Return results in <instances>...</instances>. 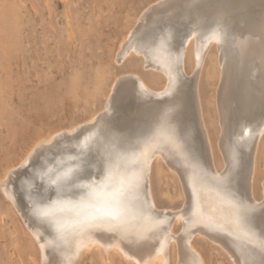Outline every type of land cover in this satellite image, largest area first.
<instances>
[{
	"label": "rangeland",
	"instance_id": "rangeland-1",
	"mask_svg": "<svg viewBox=\"0 0 264 264\" xmlns=\"http://www.w3.org/2000/svg\"><path fill=\"white\" fill-rule=\"evenodd\" d=\"M64 1L0 0V264H41L42 260L51 264H134L121 254H113L114 251L110 252L109 255H113L109 260L108 255L106 258V254H99L97 247L96 251L95 247L87 248L89 251L84 249L71 263L73 254L70 251L73 252L75 245L90 235L108 234L106 237L112 238L117 234L115 236L142 243H149L158 235L165 242L172 235L168 231L171 224L178 237L182 233L184 236L175 242L176 246L173 244L174 249L172 244L170 248L165 242L169 264H195L200 258H204L206 264H233L230 253L233 255L234 248L224 243L227 248L223 250L211 242L214 227L208 223L209 217L231 219L233 231L258 251L259 260L253 264H264V235L257 231L264 228V131L261 132L264 130V33L260 29L264 0H189L188 4L187 0ZM153 21L155 23L151 24ZM193 34L194 49L188 52L183 70V42ZM125 36L126 42L118 57L116 50ZM150 43L156 44L154 49ZM130 46L141 53L144 51V55L133 54L124 61L122 51ZM119 59L123 62L120 63ZM148 62L158 64L169 76L168 85L161 92L158 87L165 84V77L142 67ZM126 73L130 74V82ZM137 73L151 80L152 86L158 89L155 95L138 86ZM121 74L126 76L120 86H116V94L130 89V96L124 98L128 112L138 118L140 124L149 127L139 144H151L161 138L178 154L174 161L164 158L154 164L147 155L146 166V157L139 145L133 149L134 165L125 174L118 171L104 173L95 167L91 174L74 178V172L96 159L94 154L89 155L88 135L91 130L86 121L97 115L94 123L103 125L109 134L114 132L109 119L118 102L114 96L105 101V95L114 76ZM172 89L176 96L167 94L166 91L171 93ZM193 89L202 99L203 113ZM169 100L173 101L172 104ZM140 104L145 107L141 108ZM176 106L178 109L173 111ZM196 108L202 116L196 113ZM199 119H204L205 127ZM71 126H79L81 134L73 142L71 151L53 152L47 156L40 147L33 177L38 183L43 182L55 190H68L77 185L80 187L78 193L39 197L30 193V178L24 182L18 179L19 185L13 178L4 181L2 176L6 166L18 160L36 138L45 137L52 131L65 134L64 130ZM199 126H203L202 130ZM204 128L213 142V163L208 142L204 140L206 136L203 137L206 133L202 134ZM227 131L238 143L247 144L242 177L229 184L239 192L243 208L232 195L224 192V175L229 168L222 143ZM58 135L50 142L54 147L63 143ZM259 136L258 171L254 183L258 200L254 203L247 197L250 188L246 177ZM45 158H49V162L43 165ZM174 162L193 192L189 215L175 225L172 212L180 210L178 208L184 202L181 184L168 167ZM149 163L153 164L151 179L155 196V205L150 203V206L153 205L158 212L154 217L123 198L127 194L135 195L138 185L144 186ZM213 164H216L215 168ZM9 199L15 210L9 205ZM28 216L53 227L62 241L59 254H46L45 240L37 228L32 227ZM242 216L255 226L250 229L242 223ZM195 218L202 220L206 237L194 235L192 222ZM98 254L110 263H103Z\"/></svg>",
	"mask_w": 264,
	"mask_h": 264
},
{
	"label": "bare ground",
	"instance_id": "bare-ground-1",
	"mask_svg": "<svg viewBox=\"0 0 264 264\" xmlns=\"http://www.w3.org/2000/svg\"><path fill=\"white\" fill-rule=\"evenodd\" d=\"M64 1V0H63ZM185 1V0H184ZM193 1V0H192ZM217 1V0H216ZM231 1V0H230ZM245 1V0H243ZM249 1V0H248ZM254 1V0H253ZM183 2V0H182ZM219 2V1H218ZM65 3V1H64ZM153 3V2H152ZM189 3V0H187L186 4ZM253 3V2H251ZM183 4V3H181ZM181 4H178V5H181ZM202 4V3H201ZM162 5V4H161ZM206 5V4H205ZM170 6V5H169ZM175 6V5H174ZM174 6H172V8H174ZM190 6V5H189ZM179 7V6H177ZM185 7V6H184ZM188 7V6H186ZM203 7V6H202ZM209 7V6H208ZM212 7V6H211ZM172 8H169L172 9ZM207 8V7H206ZM181 9V7H180ZM213 9V8H212ZM146 10V9H145ZM207 10V9H206ZM217 10V9H216ZM223 10V9H222ZM175 11V9H174ZM180 11V10H179ZM209 11V10H208ZM215 11V10H214ZM142 12V11H141ZM171 12V11H169ZM173 12V11H172ZM207 12V11H206ZM148 13V12H147ZM175 13V12H174ZM173 13V14H174ZM179 13V12H178ZM196 13V12H195ZM212 13V12H211ZM215 13V12H213ZM171 14V13H170ZM193 14V13H191ZM216 14V13H215ZM250 14V13H249ZM252 15V14H251ZM139 16V15H138ZM143 16V15H142ZM173 16V15H172ZM178 16V15H177ZM209 16V14H208ZM214 16V15H213ZM146 17V16H145ZM211 17V16H210ZM141 18V17H140ZM139 18V19H140ZM144 18V17H143ZM138 19V20H139ZM152 19V18H151ZM165 19H168V18H165ZM137 20V21H138ZM144 20V19H143ZM136 21V22H137ZM140 21V20H139ZM138 21V22H139ZM158 21V19H157ZM137 22V25H139V23ZM141 22V21H140ZM160 22V21H158ZM155 23L154 21L151 23L153 24ZM143 24V23H142ZM145 24V23H144ZM136 26V25H135ZM150 27V25H148ZM152 26V25H151ZM147 27V28H149ZM137 28V27H136ZM139 28V27H138ZM137 28V29H138ZM152 28V27H151ZM140 29V28H139ZM144 29V28H143ZM146 29V28H145ZM150 29V28H149ZM195 29V28H194ZM134 29H132L133 31ZM193 30V29H192ZM136 31V30H135ZM139 33L140 31L137 30ZM149 30H147L148 32ZM131 32V31H130ZM134 32V31H133ZM143 32V31H142ZM163 32V31H162ZM193 32V31H192ZM141 33V32H140ZM139 33V34H140ZM151 33V32H149ZM158 33V32H157ZM128 35V33H127ZM126 35V36H127ZM133 35H136V34H133ZM142 35V34H141ZM148 35V34H147ZM157 35V34H156ZM126 36L122 38V41H121V44L119 45L120 47L117 48V56L120 54V51L123 49V44L126 42ZM128 37V36H127ZM138 37V36H136ZM215 37V36H214ZM135 38V37H134ZM132 37V39H134ZM145 38V37H144ZM154 38V37H153ZM217 38V36H216ZM128 40V39H127ZM154 41V39H152ZM150 39V41H152ZM243 40V39H242ZM133 41V40H132ZM130 41V43L132 42ZM152 41V43H153ZM147 42V41H145ZM155 42V41H154ZM157 42V41H156ZM128 43V46L129 44ZM134 43V42H133ZM132 43V45H133ZM152 43H150L151 45H153ZM184 47H183V53H182V69H184V66H185V62H186V56L188 54V52L192 49H194V34L189 36L184 42ZM211 43V42H210ZM158 44V43H157ZM217 44V43H216ZM156 44H154L151 48L154 49L153 47L155 46ZM137 46V45H136ZM143 46V44H142ZM148 46V45H147ZM159 46V44H158ZM235 46V45H234ZM127 47V45L125 46ZM134 47V46H133ZM144 47V46H143ZM128 48V47H127ZM137 48V47H136ZM139 48V47H138ZM208 48V47H207ZM235 48V47H234ZM244 48V47H243ZM139 49H142V47H140ZM149 49V48H148ZM151 49V50H152ZM126 51H122L123 54H122V59L124 60L125 58H129L131 56H143V52L141 53L140 51H138L137 49H132V47L130 46L129 49H125ZM143 50V49H142ZM150 50V49H149ZM237 51V49H235ZM147 51V50H145ZM156 51V50H155ZM154 51V52H155ZM158 51V50H157ZM235 51V52H236ZM177 52V51H176ZM179 52V51H178ZM206 52V51H205ZM159 53V52H158ZM166 53H167V50H166ZM165 53V54H166ZM242 53V52H241ZM134 54V55H133ZM162 55V53H160ZM169 54V53H168ZM171 54V53H170ZM244 54V53H243ZM152 57L154 55H156V53H154V55L150 54ZM238 55V54H237ZM148 56V55H147ZM119 57V56H118ZM170 57V56H169ZM117 58V57H116ZM144 58V57H143ZM147 58V57H145ZM163 57H161L162 59ZM156 59V58H154ZM164 59V58H163ZM162 59V60H163ZM200 59V58H199ZM145 59H143L144 61ZM148 60V59H147ZM146 60V61H147ZM153 60V59H152ZM158 60H160L158 58ZM197 60V58H196ZM120 63L123 62L119 59ZM118 60H116L117 63H119ZM125 61V60H124ZM145 62V61H144ZM152 62V61H151ZM197 62V61H196ZM143 64V63H142ZM143 68L145 69H148V70H151L150 72L152 73H158V74H162L164 77H165V84L163 82V86L162 87H158L160 90V92L162 90H164L167 85H168V82H169V76L168 74L160 67L155 64H152V63H144ZM181 70V69H180ZM129 72V71H128ZM183 72V71H182ZM185 72V71H184ZM234 72V71H233ZM127 74V73H126ZM135 73H132L131 75H134ZM187 74V73H186ZM130 75V74H129ZM127 74V76L124 74V76L121 74V75H115L114 78H113V82H111L112 84H110L111 86L108 88L107 90V93L105 95V101H110L109 99L114 96V100H116L118 102V105H117V108L114 109V111L111 112V117L109 119V123H110V128H112L114 130L113 133L109 134L105 127L103 125H98L95 122L96 120V116L97 115H90L91 118L88 119V123H86V126L91 130L90 133H89V155L90 156H93V154L95 155L96 159L92 162H89L87 163L86 166L78 169L76 172H74V178L76 177H81V176H84V175H87V174H91L92 171H94V168L97 167L99 169V171L101 172H110V173H113V172H119V173H122V174H125L134 164V160L132 159V155H133V149L137 146H139V142L142 140V138L145 136L146 132H148V129L149 127H146L142 124H140L138 122V118H134V116H132L128 111V107L126 106V103L124 101V98L127 97V96H130L131 94V91L130 89H126L123 93H118L116 94V86L119 84L120 86V82L121 80L126 76V79H131V77ZM182 75V74H181ZM136 81L138 83V86L142 89V90H145L147 91L148 93H154V92H158V89L156 90L155 87L152 86V83H151V80L148 79L146 76H142L140 74H136ZM135 76H132L135 78ZM184 76V75H183ZM200 76V75H199ZM163 77V78H164ZM220 78V77H219ZM193 80V79H192ZM199 80V78H198ZM130 82V81H129ZM123 83V82H122ZM132 83V82H131ZM193 83H196V82H193ZM253 83V82H252ZM127 84V83H126ZM179 85V84H178ZM194 85V84H193ZM176 86V85H175ZM180 86V85H179ZM185 86V85H183ZM181 87V86H180ZM180 87H178L180 89ZM172 88V87H171ZM177 88V87H176ZM177 88V89H178ZM197 88V91H198V87ZM134 89V88H133ZM192 89V88H191ZM171 90V89H170ZM169 90V91H170ZM173 90V89H172ZM194 90V89H193ZM174 91V90H173ZM168 92V90L166 91L168 95L170 94H173L176 93V91L174 92ZM196 91V92H197ZM218 91V90H217ZM156 92V93H157ZM165 92V94H166ZM195 90H194V94L196 93ZM198 93V92H197ZM196 93V94H197ZM123 94V95H122ZM166 94V95H167ZM196 94L194 95V97L196 96ZM122 95V96H120ZM155 95V93H154ZM158 95V94H157ZM156 95V97H157ZM163 95V94H162ZM167 95V96H168ZM172 96V95H171ZM176 96V94L174 95ZM181 98L183 99L182 95H180ZM155 97V98H156ZM159 97V96H158ZM161 97V95H160ZM159 97V98H160ZM198 97V101L199 102V106H200V111H201V100H200V97H199V94H197L196 98ZM129 98V97H128ZM154 98V99H155ZM164 98V97H163ZM162 98V99H163ZM173 98V97H172ZM195 98V99H196ZM133 99V98H131ZM145 99V98H144ZM153 99V100H154ZM171 99V97H170ZM126 100V99H125ZM128 100V99H127ZM130 100V99H129ZM149 100V99H147ZM160 102H161V99H159ZM175 100V99H174ZM155 101H157L155 99ZM166 101V100H165ZM170 101V100H169ZM132 102V101H131ZM145 103H147L146 100H144ZM148 102H152V101H148ZM159 102V101H158ZM164 102V100L162 101ZM168 102V101H167ZM173 102V101H172ZM172 102L170 101V103L172 104ZM138 103V102H137ZM175 103V101H174ZM194 103H195V100H194ZM106 104V103H105ZM154 104H156V102H154ZM169 104V102H168ZM169 104L171 107L172 105ZM181 104V103H180ZM197 104V103H196ZM135 105V104H134ZM165 106V104H162ZM195 105V104H194ZM130 106V105H129ZM139 109L140 106L137 105ZM153 106V105H152ZM198 106V107H199ZM259 106V105H258ZM142 107H145V105L143 104ZM147 107V106H146ZM169 107V106H168ZM177 107V106H176ZM203 107V106H202ZM134 108V107H133ZM162 108V107H161ZM217 108V107H216ZM135 109V108H134ZM172 110V108H170ZM174 109H178L177 108H173V111H175ZM199 108H196L195 111L197 110L198 111ZM100 110V109H99ZM104 110V109H103ZM108 110V109H106ZM105 110V111H106ZM160 110V109H159ZM196 113H199L197 112ZM99 112V111H98ZM107 112V111H106ZM136 112V111H135ZM172 112V111H171ZM170 113V112H169ZM201 113H203V111H201ZM199 113L200 115L199 116H202L203 114ZM104 114V112H103ZM166 114V113H165ZM174 114V113H173ZM198 115V114H197ZM166 116V115H164ZM170 116V115H169ZM172 116V115H171ZM250 117V116H248ZM102 118V116H101ZM169 117H167L166 119H168ZM219 118V117H218ZM159 119V117H158ZM161 119V118H160ZM172 119V118H171ZM236 119V118H235ZM153 120V119H152ZM200 120V119H199ZM84 121V120H83ZM166 121V120H165ZM173 121V120H172ZM200 121H204V119L200 120ZM220 121V120H219ZM157 124L159 121H156ZM168 122H169V119H168ZM167 123V121H166ZM221 123V122H220ZM162 124V123H161ZM165 124V123H164ZM204 124V122H203ZM170 125H171V122H170ZM221 125V124H220ZM80 126V125H79ZM78 126V127H79ZM165 126V125H164ZM179 126V125H178ZM78 127H73L71 126V128L64 130L66 131L65 134H59L61 133L60 131L58 133H56L55 131H52L50 133L47 134V136L45 137H42V136H39L38 138H36L33 143L30 145V147L26 150V152L21 155V157H19L18 160H16L15 162L13 163H9L6 168H5V172L3 173L4 175L2 176L4 181H7L8 178H13L15 180V183L17 185H19L18 183V179L23 181L24 182V179H31L30 182H31V186H32V189L30 190V193L33 194V195H36V196H46L47 198L49 197H52V195L57 194V195H61V194H70V195H75L76 193H78L79 191V186L77 185H72L70 189L68 190H63V188H58L57 190L55 189H52V188H49L47 187L43 182H39L38 183V180H36L34 177H33V168L34 166L36 165V154H37V151L40 147L43 148L44 151L47 152V156L51 155L53 152H69L71 151V149L73 148L74 144L73 142L75 140H78L80 137H81V134H80V130L78 129ZM158 127V125H157ZM171 127V126H170ZM200 127V126H199ZM203 127V126H202ZM202 127L201 130H202ZM204 127H205V124H204ZM264 127V126H263ZM262 127V128H263ZM65 128V127H64ZM159 128V127H158ZM207 128V127H206ZM205 129V132L202 133V134H205L206 135H203L206 136V138L204 140H207L208 142V146H209V149H210V157L212 158V163L215 162L213 157H214V147H213V142L211 140V137H210V134L209 132L207 131V129ZM241 128V127H240ZM248 128V127H247ZM168 129V128H167ZM171 129V128H170ZM177 129V128H176ZM247 130V129H246ZM174 131V130H173ZM258 131V130H257ZM264 130H262L261 132L263 133ZM179 132V130H178ZM245 131H243L244 133ZM64 133V132H63ZM221 133V131H220ZM257 133V132H256ZM59 134V135H58ZM246 134V133H244ZM58 135V138L62 139L63 140V143L60 144L58 143L57 147H54L51 145L50 142H52V140H54V137ZM257 136V135H255ZM159 137H161L159 135ZM158 137V138H159ZM219 137V136H218ZM217 137V138H218ZM216 138V139H217ZM235 137H233L231 135V133H229V131H227V133L224 135V138H223V148L224 150L226 151V163L228 165V171L227 173L224 175V192L226 194H229V195H232L234 200L236 201V203L238 205H241L242 208H243V203H242V200H241V196L239 195V192H236V190H234L231 186H229L230 183L233 182V180H238L239 178L242 177V170H243V167H242V163L244 162V153L246 152V145L244 144H240L238 143L235 139ZM167 139V138H166ZM260 139H261V136H259L256 140V143L254 144V153L252 152L253 154V159H252V162L250 163L249 167V173L246 177L247 179V183L249 185V188H250V195L247 194V197L250 199V201L254 202L257 201L256 200V197H255V193H254V183H255V178H256V173L258 171V152H259V146H260ZM104 140V141H103ZM218 141V139H217ZM255 141V140H254ZM206 142V143H207ZM152 144V145H151ZM151 144H147V143H143L141 144L140 146L143 148V152L144 153V157L145 158V164L147 163V155H150L151 156V160L153 161V164H154V161L156 163L160 162L161 159H171L174 161V159L176 158L177 154L176 152L178 151H174L172 149V147L170 146L169 143H167L165 140L163 139H156L154 141V143H151ZM173 144V143H172ZM216 147L218 146V143H216ZM220 146V145H219ZM219 150V149H218ZM220 151V150H219ZM252 151V150H251ZM209 152V151H208ZM221 152V151H220ZM182 153V152H180ZM251 154V153H250ZM209 157V158H210ZM221 157H222V154H221ZM165 159V161H166ZM234 159L236 161H238V169L234 170L233 168V165H234ZM251 159V158H250ZM224 160V159H223ZM151 161V162H152ZM47 162H49V158H45L44 159V164L43 165H46ZM150 162V163H151ZM172 162V161H171ZM170 162V163H171ZM223 162V161H222ZM142 163H144V159L142 161ZM149 163V164H150ZM169 163V162H168ZM148 164V163H147ZM146 164V166H147ZM153 164H150L149 167V170H148V174H147V181L146 183L144 184V186L142 187H139V185L136 188V194L135 195H125L123 196L124 198V201L128 202V203H132L134 205V207H136L138 210H141L142 212H146L148 213V215H152L153 217L154 216H157L158 215V212L156 211L157 209H153V205H155V196H154V191H153V183H152V179H151V165ZM166 164V163H165ZM225 165V163H223ZM216 165V164H215ZM213 164V167L215 166ZM147 167V168H148ZM171 171L175 174V176L177 177L179 183L181 184V187H180V190L182 188V196H183V206L178 208L180 210L178 211H173V215H174V225H175V222H179L181 220H183L185 217H187L190 213V209L192 207V204H193V192H192V188H191V185L189 183V181L187 180V178L185 177L184 174L180 173V170L178 169V166L177 164L174 162V164L172 163L171 165L168 166ZM215 168V167H214ZM218 168V167H217ZM216 168V169H217ZM215 169V170H216ZM222 169H223V166H222ZM43 170H46V166H43ZM219 170V168L217 169V171ZM221 171V170H220ZM244 173H245V169H244ZM217 174V173H216ZM245 178V175L243 176ZM17 179V180H16ZM74 180V179H73ZM114 184V183H113ZM263 185V191H264V181L262 183ZM238 188V187H237ZM249 188L247 190H249ZM4 192V191H3ZM248 192V191H247ZM14 194V193H13ZM12 194V196H14ZM22 194V193H21ZM262 194V193H261ZM264 194V193H263ZM262 196V195H261ZM5 197L8 198V195L5 194ZM16 197V196H15ZM23 197V196H21ZM206 197V195H205ZM208 197V196H207ZM65 198V197H64ZM23 199V198H22ZM149 199H150V202H149ZM209 199V198H208ZM206 199H204L205 201ZM207 201V200H206ZM205 201V202H206ZM182 202V203H183ZM204 202V203H205ZM9 205L11 206L12 210H15L14 208V205L12 204V202L10 201L9 199ZM18 203H21V202H18ZM104 203V202H103ZM150 203L153 204L152 207L150 206ZM212 203V202H211ZM215 203V202H214ZM217 203V202H216ZM245 203V202H244ZM208 204V202H207ZM206 204V205H207ZM28 205V204H27ZM110 205V204H109ZM211 205V204H210ZM29 206V205H28ZM89 206V205H88ZM78 207V206H77ZM94 207V206H93ZM156 207V206H154ZM29 208V207H28ZM161 208V207H160ZM166 208V207H165ZM171 209V208H169ZM203 209V208H202ZM32 210V209H30ZM165 210V209H164ZM163 210V211H164ZM167 210V209H166ZM174 210V209H172ZM32 212V211H31ZM259 212V210H258ZM169 213V211H168ZM113 214V213H112ZM121 214V213H120ZM119 214V215H120ZM170 214V213H169ZM125 215V214H124ZM171 215V214H170ZM122 216V214H121ZM119 217V216H118ZM166 219V218H165ZM241 221L242 223L246 224L250 229L253 228V226H255V224H252L250 223V221H248L245 217H241ZM28 220L29 222L31 223L32 227L34 226V228L36 227L37 230L39 231L40 235L44 238L45 240V250H46V254H49V255H52V256H56L57 254H59V252L62 250V241H61V238L59 237V235L57 234V232L53 229V227L48 224V223H41V222H38L36 221V219L33 218V216H28ZM160 220V219H159ZM41 221V220H40ZM81 221V220H80ZM27 222V220H26ZM119 222V221H118ZM117 222V223H118ZM210 225H212L214 227V237L211 238V242H214L216 244H218V246H220L221 248L226 249L227 247L224 245V243H228V245L232 248H234L232 251L233 252V255H231L230 253V256L232 257L233 259V264H253V262H257L259 260L258 256V251L252 246L250 245L249 243H247L246 240H244L243 238L239 237V235H237V233H235L233 231V222L231 221V219H224V218H221V217H209V222H208ZM30 225V224H29ZM26 226V225H25ZM161 226V225H159ZM31 227V226H29ZM181 227V225H180ZM187 227V226H186ZM192 227L195 229L194 232V235H202L204 236V231H203V224H202V220L198 219V218H195L192 222ZM191 227V228H192ZM100 228V226H99ZM152 228V227H151ZM190 228V227H189ZM188 228V229H189ZM237 228V226H236ZM241 229V228H240ZM101 230V229H100ZM131 230V229H130ZM129 230V231H130ZM99 231V230H98ZM106 231V230H105ZM168 231H170L172 233L171 236L168 237V239L166 240L169 247L171 246V244L175 245V242L178 241L179 239H182L183 236H184V233H182L183 235H180L178 237V235L174 232L173 230V225L171 224L168 228ZM257 231L260 232V234L262 233L264 235V228H259ZM27 232H29V234H31V232L28 230ZM160 232V231H159ZM89 233V232H88ZM92 233V232H91ZM96 233V232H94ZM93 233V234H94ZM99 233V232H98ZM103 233V232H102ZM175 233V234H173ZM204 233V234H203ZM208 233V232H207ZM87 234V233H86ZM97 234V233H96ZM101 234V233H100ZM105 234V232H104ZM148 234V233H147ZM257 234V233H256ZM33 235V234H31ZM108 235V234H107ZM106 235V236H107ZM117 235V234H115ZM113 236L112 238H109V237H106L104 236L103 234L102 235H88L87 237V240H80L76 245H75V248L72 251H70V254H73L72 256V261L71 263L76 259L78 258V256H80V254L82 252H84L83 250L86 249L89 251V249L91 247H95L94 251H96V247H97V250L99 248L100 250V253L99 254H106V258L109 256L110 258H108L109 260L111 259V256L115 253V254H121V256H123L126 260L128 261H131L132 263L134 264H169V256H168V248L166 249L165 247V242L164 240H161L162 238L160 236H155V238L150 241L149 243H142L141 242H137V241H129V240H126V239H123L122 237L120 236ZM127 235V234H126ZM129 235H132V234H129ZM144 235V234H143ZM193 235V234H192ZM85 236V235H84ZM149 236V235H148ZM147 236V237H148ZM166 236V235H165ZM256 236V235H255ZM33 237V236H32ZM132 237V236H131ZM130 237V238H131ZM150 237V236H149ZM206 237V236H204ZM35 238V237H34ZM79 238V237H78ZM77 238V239H78ZM81 238V237H80ZM133 238V237H132ZM138 238V237H136ZM139 239V238H138ZM186 239V238H184ZM75 240V239H74ZM140 240V239H139ZM77 241V240H76ZM75 241V243H76ZM190 241V240H189ZM189 243V242H188ZM74 244V243H73ZM174 245H173V249H174ZM192 245V244H191ZM71 246V245H70ZM39 247V246H38ZM40 248V247H39ZM72 248V246H71ZM89 248V249H87ZM171 248V247H170ZM92 249V248H91ZM176 249V248H175ZM188 249V248H187ZM42 251V250H41ZM111 251H114L112 255H109L111 254L110 252ZM117 251V253L115 252ZM228 251V250H227ZM261 251V249H260ZM229 253V251L227 252V254ZM99 254H98V257H99ZM191 254V253H190ZM193 254V253H192ZM102 255L99 257L102 258V261L103 263L109 261H104L102 257ZM108 255V256H107ZM176 255V254H175ZM229 258V257H228ZM43 259V258H42ZM105 259V258H104ZM204 259V258H203ZM202 258H200L198 260V263L195 262V264H206L204 262ZM66 261V260H64ZM101 261V262H102ZM76 262V261H75ZM110 263V261H109ZM192 263V262H191ZM41 264H51V263H46L42 260V263ZM64 264H68V263H64ZM74 264V263H73ZM181 264V263H179ZM194 264V263H193Z\"/></svg>",
	"mask_w": 264,
	"mask_h": 264
},
{
	"label": "snow or ice",
	"instance_id": "snow-or-ice-1",
	"mask_svg": "<svg viewBox=\"0 0 264 264\" xmlns=\"http://www.w3.org/2000/svg\"><path fill=\"white\" fill-rule=\"evenodd\" d=\"M260 29L261 32L264 33V18H262L261 23H260ZM262 41H264V36H262ZM262 103H264V98H262ZM234 170L238 169V161L234 159V165H233Z\"/></svg>",
	"mask_w": 264,
	"mask_h": 264
}]
</instances>
